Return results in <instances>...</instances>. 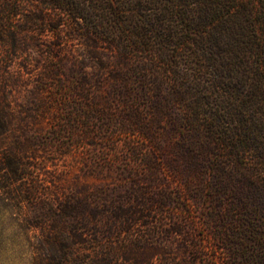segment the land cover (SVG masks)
I'll return each instance as SVG.
<instances>
[{
  "label": "rangeland",
  "instance_id": "rangeland-1",
  "mask_svg": "<svg viewBox=\"0 0 264 264\" xmlns=\"http://www.w3.org/2000/svg\"><path fill=\"white\" fill-rule=\"evenodd\" d=\"M142 1L146 12L153 3L198 8L197 0ZM209 1L213 10L216 1ZM218 4L220 19L234 14L237 23L212 35L221 47L210 57L222 66L206 61L214 38L181 23L174 38H159L166 55L158 63H175L181 80L170 94L163 83L156 103L150 95L109 102L106 87L84 99L71 77L53 84L58 99L46 90L35 94L42 71L61 67L67 73L86 51L83 39L68 32L52 53L46 45L59 40L50 32L38 33L40 43L33 40L14 56L0 45V115L10 117L0 132V165L8 148L24 149L35 167L19 182H36L56 212L69 196L95 200L99 228L76 243L77 264H264V184L252 174L254 154L264 149V0ZM212 13L205 25L213 34ZM130 24L122 25L129 33L119 43L134 58ZM200 60L204 78L215 86L191 82ZM7 99L11 113L3 111ZM221 101L232 120L215 107ZM194 119L216 121L218 129L207 136ZM0 193V264H48L36 240L40 231L17 218L41 203L29 197L18 205ZM58 225L42 228L45 233Z\"/></svg>",
  "mask_w": 264,
  "mask_h": 264
},
{
  "label": "trees",
  "instance_id": "trees-1",
  "mask_svg": "<svg viewBox=\"0 0 264 264\" xmlns=\"http://www.w3.org/2000/svg\"><path fill=\"white\" fill-rule=\"evenodd\" d=\"M197 1L196 12L185 9L181 11L177 5L164 8L153 3L154 8L148 13L142 0H0V41H3L0 45H7L9 53H13L14 56L18 49L30 47L33 40L35 44L40 43L38 33L50 32L59 40L46 45L48 53H52L54 47L59 44L62 33L68 32L73 38L83 39L86 51L75 65L69 67L67 73L61 72V67L42 71L34 90L35 94L46 90L51 98L58 99L61 94L54 92L53 84L59 81L64 85L65 80L71 77L75 82L77 95L84 99L94 97L95 93L99 94L100 89L106 87V95L109 97L106 99L109 102H113L116 97L119 98V102H125L150 95L153 98L152 103H156V99L159 98L158 91L163 83L169 86L170 94L181 80L175 76L177 75L175 63L167 60L166 66L164 64L162 67L158 66L166 55V42L159 38L162 35L174 38L181 23L191 26L188 28L191 33L200 34L206 31L210 34V39L214 38L207 51L206 61L212 66H222L220 59L210 57L217 49L219 50L218 47H221L220 44H216L217 38H212V35L222 32L225 27L236 26L235 15L220 19L222 15L218 0H215L213 10L209 6V0ZM28 5L31 7L28 8ZM211 11L213 15L210 18H216L212 25V28L213 26L216 28L213 34L205 25ZM125 22L133 23L130 24V34L136 47L134 58L120 47L121 36L129 33V30L122 26ZM36 27L42 29V32L36 31ZM64 27L67 30H64ZM199 38L202 39L201 36ZM201 61L198 67L196 66L199 69L195 70L191 82L199 84L203 81L215 86L213 81L204 78L201 72L204 63ZM10 94L11 90H7L5 97H10L8 96ZM208 103L212 105V102ZM215 107L224 109L232 120V113L226 103L223 101L215 103ZM3 111L4 113L13 111L10 100H6ZM7 118L10 117L0 115L1 133L8 128ZM194 120L198 130L205 129L207 136L210 133L214 134L219 126L216 121L200 123ZM3 154L4 161L0 165V191L15 200L18 205L29 197L34 199L36 204L41 203L39 206L36 205L39 209L35 212L17 216L20 224L40 231L36 237L40 255L48 264H77L76 257L79 252L76 243L88 241L87 232H97L99 228L100 219L95 200L88 196H69L61 205L62 212L61 210L56 212L53 210L52 200L40 197L42 192L36 182L25 187L21 185V180L31 175L35 167L25 150L8 148ZM254 156L257 160L252 167V174H258V179L255 180H259L263 185L264 178L260 173L264 170V149H257ZM40 199L43 203L38 201ZM103 206L106 210L105 201ZM57 222L59 223L57 230L49 229L44 233L45 228L42 227H51V224ZM127 222L130 223L129 220Z\"/></svg>",
  "mask_w": 264,
  "mask_h": 264
}]
</instances>
